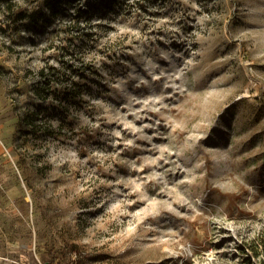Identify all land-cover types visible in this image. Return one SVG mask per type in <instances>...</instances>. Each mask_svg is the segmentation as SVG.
<instances>
[{"label": "rangeland", "instance_id": "1", "mask_svg": "<svg viewBox=\"0 0 264 264\" xmlns=\"http://www.w3.org/2000/svg\"><path fill=\"white\" fill-rule=\"evenodd\" d=\"M16 1L39 12L0 9V264H246L264 0ZM47 62L71 86L41 98ZM14 98L41 111L30 130Z\"/></svg>", "mask_w": 264, "mask_h": 264}, {"label": "trees", "instance_id": "2", "mask_svg": "<svg viewBox=\"0 0 264 264\" xmlns=\"http://www.w3.org/2000/svg\"><path fill=\"white\" fill-rule=\"evenodd\" d=\"M63 2V0H43V4L47 5L53 12L52 15H56L57 10L59 9V5ZM0 9H2L4 14H6L8 11L9 16L11 19H9V16H7L6 24L9 26L12 25L11 22H16L18 20H30V16H35L39 9L33 8H25V7H19L16 0H0ZM14 15V18L12 17ZM36 23L38 19H33ZM3 28V26H2ZM64 31V38L70 39V29L67 27L66 29H63ZM72 40V39H71ZM54 43L50 44V47L53 46ZM64 48H66L64 46ZM62 60V58H61ZM40 75L38 81L40 82L39 87H37L36 94L40 96L41 98L44 97L47 93H57L58 90H67L71 85H67V81L64 79H61V73L59 72L57 66L52 63H46L41 67L39 70ZM78 81L75 80V82L72 81V84L75 85ZM19 89V88H18ZM17 89V90H18ZM20 94L24 92V89L18 90ZM15 103V113L18 116V124H19V130H30V127H34L37 125V121L41 118V111L36 110L35 105L31 101L28 105H26V108H20L18 106V98L13 99ZM255 238L251 240H246L243 247H241L244 252H246V264H264V256H260L261 252H264V231H260Z\"/></svg>", "mask_w": 264, "mask_h": 264}]
</instances>
